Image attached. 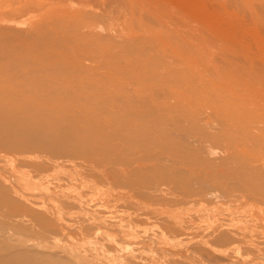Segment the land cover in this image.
<instances>
[{
    "label": "bare ground",
    "instance_id": "1",
    "mask_svg": "<svg viewBox=\"0 0 264 264\" xmlns=\"http://www.w3.org/2000/svg\"><path fill=\"white\" fill-rule=\"evenodd\" d=\"M1 5L5 7L0 9L1 147L39 151L49 159L75 158L82 165L91 164L92 176L96 175L94 165H125L132 171L130 178L119 173L116 182L126 191L108 199L117 204L146 195V186L136 181L142 183L144 173L158 171L161 183L174 182L182 201H208L222 193L225 203L216 208L230 216L242 215L243 200L258 193L264 206V177L252 167L255 162L264 166V22L261 25L255 16L242 14L243 26H236L220 12L213 14L205 0H0ZM253 9L264 15V9ZM19 56L25 60L18 64ZM12 104L17 108L11 109ZM27 115L31 123H22ZM40 118L46 121L37 123ZM219 125L225 130L238 125L263 156L257 153L240 167H231L235 158L214 162L216 144L234 147L238 141V137L213 132ZM210 166L222 169L210 170ZM49 170L38 165L34 172L42 179L49 178ZM79 173L60 174L59 181L67 182L44 193L45 198L54 192L67 201L55 213L45 210V202L32 191V181L26 180L21 188L4 185L5 191L0 190V264H90L93 254L82 251L99 257L101 246L109 261L152 264L116 237L104 238L114 243L116 257L111 256L110 246L96 241L111 220L108 216L95 213L93 222L87 218L86 224L65 218L67 209L87 206L83 192L62 186L74 187ZM174 174L181 176L179 181ZM97 179L113 181L108 174ZM94 183L89 188L100 193ZM260 213L264 215V208ZM192 215L208 219L205 213ZM194 218L183 228H193ZM149 219L145 212L129 215L121 218L117 228L126 232ZM216 224L208 231L216 232L221 244L254 242L246 231ZM58 233L78 234L80 239L62 246L54 241Z\"/></svg>",
    "mask_w": 264,
    "mask_h": 264
},
{
    "label": "rangeland",
    "instance_id": "2",
    "mask_svg": "<svg viewBox=\"0 0 264 264\" xmlns=\"http://www.w3.org/2000/svg\"><path fill=\"white\" fill-rule=\"evenodd\" d=\"M205 2L209 6L212 7L211 11L213 14L220 12L222 16L224 17V19L227 18V20H231L234 24H236V26H239V27L243 26L242 25L243 24L242 14H248L251 17L255 16L257 18L258 23L260 22L259 24L261 25L264 22V15L255 14L256 11H254L253 9L254 6L256 8L264 9V0H249V2H247V0H237V1L236 0H205ZM1 6H0V9L5 8L4 6L2 7ZM230 6H233L234 9L231 10ZM263 33H264V28H263ZM23 59L25 60V57L19 56V57H16L15 61H17V63L19 64V61ZM22 69L23 71H26L27 67L22 68ZM25 96H29V95L25 94ZM9 107L11 109L17 108V106L14 104L10 105ZM51 107H54V106H51ZM30 117H31L30 115H27L23 120H21L22 123H28V122L31 123L32 118ZM44 121H46V119L40 118L37 121V123H43ZM210 122H212L211 119H210ZM207 128L210 131L211 129H213V127H210V128L207 127ZM240 130L241 129L239 128L238 125L232 126L231 129L227 128V130H225L223 126L219 125L217 130L215 129L212 130L213 132H216L220 135H225L227 137L228 136L238 137L237 144L234 147H227V144L225 142L218 143L214 146L213 151H217L214 156H211L212 157L211 159L214 162L222 163L225 161L224 160L225 158L227 159L235 158L234 161H232L233 166L231 167H240V165H244L247 161L249 162L250 158H252L253 155H256L257 153L261 155L263 154V151L259 147H255V143L250 141L242 133H240ZM254 134L256 135L255 132ZM167 154L169 153L167 152ZM163 156L166 157L167 156L166 153L163 154ZM218 157L220 159H218ZM29 158L31 159V161ZM166 159L169 161L167 157ZM108 164L105 163L103 165H94V166H97L96 170H94V174L96 175L92 176L90 175L91 171L89 170L91 164L88 163L87 166L82 165L79 162V160L75 158L65 157V158H55V159L50 158L49 159V157H47L45 153H42L39 151H30V152L23 153V152L7 150L0 146V190L5 191L4 185L5 186H9V185L18 186L21 188L22 183H24L26 180L27 181L30 180L32 181V183H35V187L32 191L33 192L36 191L35 193H36V197L38 198V200L42 203L45 202L46 204L45 210H47L48 212L51 211L55 213L57 209L60 208L61 206H66L67 201L65 199L61 200L57 198L58 196L57 195L55 196L54 192L50 193L51 197L45 198L44 193L49 190H55L56 186H58V183L60 184V183L67 182L66 179H65L66 181L64 179L63 181L62 180L59 181V179L61 178L60 174L73 173V175H75L74 173L80 172L79 173L80 179L76 180L77 184L74 187L70 188V186L68 185L66 186L64 184L62 186L66 190L73 189L74 193L83 192L82 195H84L83 197L87 202L85 204L87 205L85 206L87 208L80 207V209H82L83 211L82 210L77 211L76 209L69 208L70 210L67 209V212H64L66 213L64 216L70 222L74 223V222H80L84 220L81 223H85V224L89 223L90 220L91 222H93L92 220L95 218L97 213L98 215L108 216L111 220L108 221V223H106L107 225H105V227L101 229V231L103 230L102 232L104 233H101L98 235V237H96V241L99 244L106 243V241L104 240L105 236H109V237L111 236L112 239L113 238L115 239L116 237L115 240L122 243V245L124 244L125 246L128 243V245L130 244L129 246L134 248L135 252L140 251V252L135 253L136 256L142 257L144 260L152 264H264V234H263L264 215L263 214L261 215L260 213L261 209L264 208V206L262 205V202L260 200L261 199L260 194L252 192L253 194L252 196L249 197L250 199L247 198L243 200L244 208H242L240 211L242 215L233 214L232 216H230L228 215V213L226 212L224 213L221 209L216 208V206H218L219 204L225 203L224 201L225 198L222 193L218 194V197L220 198L223 197L221 200L220 198L215 197L216 199L211 198L208 201H198V200L182 201L180 199L181 196L179 195V189L176 188L172 180L170 182L164 181L163 183H161L158 171L157 172L150 171L148 173H144V175L145 176L147 175V177L144 179H141L143 181L142 183L139 182L138 180L136 181V183L145 185L146 187L143 190H147L148 193H146V195L137 196L135 198L137 202L136 200L135 201L133 200L131 203L124 204L121 201L120 203L117 204V203H114L115 201L113 202V200L112 202L108 201L109 197H112V196L115 197L116 195L121 194L124 191H126L125 190L126 188H124L120 183L116 182L117 175H119V173L121 174L123 173L122 177L129 175L128 177L129 179L132 171H129L128 169L130 168H128L125 165H120V164L115 165L112 163H110L109 165ZM38 165L46 166L50 169L49 178L47 177V175L43 177L42 179L36 176L35 174L36 172H34V169ZM253 165L254 166L252 167L258 168L260 174L264 177V169H263L264 166H260L259 162L257 163L255 162L253 163ZM58 166H60L59 169H58ZM168 167H169V171H171V170H174L175 168H180L181 166L177 165L175 166V168L171 166H168ZM214 167H218V166H210V170L215 169ZM123 169L127 171L123 172ZM81 173L83 177L81 176ZM104 174H108L109 177L113 179V181L110 184L101 182L99 181V179H97L100 176H103ZM85 175H88V178L84 177ZM51 176L53 178L52 180H51ZM55 176L56 177L59 176L60 178L58 177L57 179ZM174 176L176 180L178 181L180 180L181 176L179 177V175H176V174H174ZM83 178H86V179H83ZM91 179H96L95 180L96 183H94L95 181ZM56 180H58L59 182ZM82 183H85V184L82 185ZM93 183L95 185L97 184V186L99 187L98 190L101 191L100 193L96 191L92 192V188H89V186L93 185ZM130 183L131 185H133V182H130ZM151 185L154 187V189H155V186L156 187L158 186L157 189H155L157 192L152 188ZM137 188L139 187L137 186ZM158 189H161L160 192ZM151 190L153 192H151ZM87 191L88 192L90 191V192L88 193ZM102 191H104L106 195ZM147 194L148 195L150 194V195L148 196ZM142 201L143 203L144 202L145 203L143 204ZM191 204L194 206L190 207ZM135 206H137L138 208ZM181 206L182 208L183 207L184 208L181 209L180 208ZM146 207L149 208V210L153 208L151 209L152 212H150L151 210L149 211L148 209H146L147 212L144 211L145 213H148V215H150V219L148 221L135 223V225H132L130 227V229L132 230L127 228L128 230L131 231L132 235L129 234L130 231L126 229H125L126 232L125 231L121 232L117 228L120 224L123 223L121 218L128 217L129 215L143 214L144 212L143 211L141 212V210L139 211L138 209L144 208L145 210ZM154 207H155V210H154ZM176 209H178L179 211ZM158 212L161 214H159ZM85 213L88 214L87 217H86L87 214ZM192 213L193 214H197V213L208 214V217H207L208 219H206V217L205 218H197V217L194 218ZM77 215L78 217L79 215L81 217L78 218ZM70 218H72L73 220H71ZM87 218H91V219L89 220ZM191 218H194L193 228H190L188 226L183 228V225L189 224L191 222L190 221ZM104 219L105 218H102V220ZM177 219H179L180 221ZM111 222H113L115 226L112 227V224H110ZM209 223L210 224L212 223L211 225L216 224V223L223 224L224 228L226 229L239 230L244 233L246 231L247 233H249V236L254 239V242L247 243L243 241V242H231L228 244H221L220 242H218L217 239H215V237L217 236V233L214 232L215 233L214 234L208 231V229L211 226ZM208 224L210 226H208ZM168 225L172 226V228H169V227L167 228ZM260 225H262L261 228L263 231H261ZM116 229H118L120 233ZM133 233H136V235ZM137 233L140 235H138ZM133 236L135 238H133ZM139 236H141V238ZM76 237L80 239V235L78 234L77 235L72 234L70 236H67V235L58 233L54 236V241H58L57 243L62 246L69 245V244L74 245L72 243V240L77 241L78 239ZM136 237L138 238L136 239ZM170 240H174V241H170ZM79 243L82 244L83 241L79 240ZM106 244L110 246L109 247L110 249L112 248V251H114L110 253L112 254L111 256L113 257L118 256L119 253H117V250L114 249L115 248L113 245L114 243L111 245V243L107 242ZM88 245H89L88 243L85 244L86 247H88ZM101 247L98 248L100 249L99 251L100 255L98 254L99 257L95 256L97 255L96 253H93L89 250L82 251L83 255L84 254L87 255L88 253H90V254H93V256L97 258L95 259V257L93 258V256H89V258L91 257L92 259H94L92 262H90V264H124V262L119 259H116L115 261H109L110 259H107L109 257L107 256L106 252H103V250H101ZM223 250H224V253H223Z\"/></svg>",
    "mask_w": 264,
    "mask_h": 264
}]
</instances>
